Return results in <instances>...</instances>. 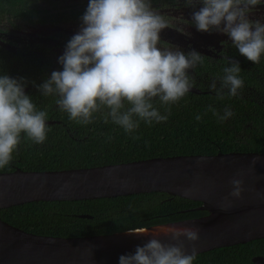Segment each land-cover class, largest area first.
I'll list each match as a JSON object with an SVG mask.
<instances>
[{
  "label": "clouds",
  "instance_id": "9594fccd",
  "mask_svg": "<svg viewBox=\"0 0 264 264\" xmlns=\"http://www.w3.org/2000/svg\"><path fill=\"white\" fill-rule=\"evenodd\" d=\"M192 2L188 0L189 5ZM261 3L200 0L202 6L192 13L191 20L198 31L228 35L242 56L259 64L264 56V23L250 19V11ZM81 21L80 30L59 57L62 70L53 71L37 86L41 94L58 97L55 103L60 110L84 125L92 123L96 113L102 114L105 123L110 119L128 134L136 132L141 122L151 126L167 121L171 105L194 88L189 70L203 63L201 53L158 47L166 22L151 9L150 0H89ZM228 63L231 66L223 69L220 88L215 81L209 85L220 99L225 89L237 96L244 87L239 62L232 59ZM27 83L23 77L0 74V169L12 162L22 141L43 144L50 131L48 112L38 109L26 94ZM157 98L162 107L166 106V114L155 106ZM208 111L221 122L234 115L230 108L221 115L211 105ZM242 175L238 172L230 180L232 190L224 201L243 198L246 189ZM219 208L229 210L223 203ZM164 231L175 243H164L153 234L134 253L121 255L119 264H194L197 249L193 247L188 254L185 241L194 245L201 238L200 229L168 227ZM129 234L148 235V231L138 228Z\"/></svg>",
  "mask_w": 264,
  "mask_h": 264
},
{
  "label": "water",
  "instance_id": "95a60500",
  "mask_svg": "<svg viewBox=\"0 0 264 264\" xmlns=\"http://www.w3.org/2000/svg\"><path fill=\"white\" fill-rule=\"evenodd\" d=\"M191 92L199 93L197 89ZM256 160L253 163V160ZM238 172L246 191L240 200L224 201ZM161 193L199 202L206 214L150 226L148 235L129 231L84 237L34 234L0 217V264H119L149 239L175 243L164 229H200V240L185 241L197 255L264 239V153L229 152L151 158L121 164L61 171L0 173V211L32 202H76ZM229 208L223 211L221 204ZM91 219L90 215H80ZM135 229H133L134 231ZM264 264L263 256L253 258Z\"/></svg>",
  "mask_w": 264,
  "mask_h": 264
},
{
  "label": "trees",
  "instance_id": "16d2710c",
  "mask_svg": "<svg viewBox=\"0 0 264 264\" xmlns=\"http://www.w3.org/2000/svg\"><path fill=\"white\" fill-rule=\"evenodd\" d=\"M247 81L251 86V81ZM252 98L185 96L179 103L171 105L167 121L153 122L151 126L141 122L139 129L132 134L109 119L101 133L103 140L87 143L81 153L74 151L75 157L62 162L68 167L90 168L171 156L264 153V109ZM154 104L161 114H166V106L162 107L158 99ZM209 105L221 115L225 106H229L234 113L230 118L236 124L254 121L257 126L260 121L263 133L256 132L247 144L234 142L229 132L222 131L226 120L218 121L217 116L208 111ZM197 115L202 117L200 121L195 119ZM44 163L26 159L19 165L26 170L50 168L41 166ZM8 167L0 171L13 170ZM201 206L199 202L151 193L76 202H32L1 210L0 217L15 227L38 235L84 237L198 218L206 214L198 210ZM80 215L92 218H81ZM255 256L264 257V239L197 255L194 264H254L252 258Z\"/></svg>",
  "mask_w": 264,
  "mask_h": 264
},
{
  "label": "flooded vegetation",
  "instance_id": "af4514ba",
  "mask_svg": "<svg viewBox=\"0 0 264 264\" xmlns=\"http://www.w3.org/2000/svg\"><path fill=\"white\" fill-rule=\"evenodd\" d=\"M88 2L89 0H0V74H7L12 78L23 77L28 81L25 92L32 97L38 109L47 110V125L50 128L43 144L22 141L8 167L13 170H1L0 173L18 169L29 172L82 169L68 167L62 161L75 157L74 151L81 153L82 147L87 143L103 140L101 133L108 123L103 121L101 113H96L90 124L77 123L69 118L68 113L60 110L55 103L58 97H45L37 87L53 71L62 70L59 57L63 55L69 39L80 30L81 17ZM150 3L151 9L166 22L158 47L182 50L185 53L194 49L203 56V63L189 70L194 81L193 89L200 92L190 91L186 96L215 97L217 93L209 85L215 81L217 88H220L223 69L231 66L228 61L234 59L240 64V76L244 81V87L239 90L237 97L254 96L253 101L264 109V56L259 64H255L235 49L228 35L215 31H198L191 19L192 13L202 6L200 0H193L191 5L188 0H150ZM250 19L264 23V0L250 11ZM247 80L251 81V86ZM227 91L224 90V96L231 97ZM262 130L263 124L260 121L257 126L254 121L236 124L231 118L226 120L222 128L223 133H230L229 137L234 142L242 144L252 141L256 132L261 135ZM26 159L45 161L41 166L50 168L26 170L19 165Z\"/></svg>",
  "mask_w": 264,
  "mask_h": 264
}]
</instances>
